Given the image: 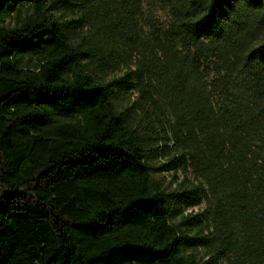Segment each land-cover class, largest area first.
I'll list each match as a JSON object with an SVG mask.
<instances>
[{"label": "trees", "instance_id": "obj_1", "mask_svg": "<svg viewBox=\"0 0 264 264\" xmlns=\"http://www.w3.org/2000/svg\"><path fill=\"white\" fill-rule=\"evenodd\" d=\"M0 264H264V0H0Z\"/></svg>", "mask_w": 264, "mask_h": 264}, {"label": "rangeland", "instance_id": "obj_2", "mask_svg": "<svg viewBox=\"0 0 264 264\" xmlns=\"http://www.w3.org/2000/svg\"><path fill=\"white\" fill-rule=\"evenodd\" d=\"M6 22H7V23H13V22H14L13 14H12L11 16H9V17L6 18ZM125 71H126V68H123L122 70H118V71H116V72L110 74V75H109V78H112V77H114V76H122V75L125 73ZM135 96H136V94H133V95H132V98H135ZM128 100H129V97H128V96H124V99H123L122 104H123V105L128 104V103H129ZM162 160H163V157H158V158H156V159L154 160V165H155V166H159ZM156 174L167 176V181H166L167 183H168L169 181H171V179H172V171L157 172ZM181 177H182V176H180V178H181ZM203 206H204V202L202 201V202H201L200 204H198V205L184 207L182 213H180V214H178V215H176V216H174V217L171 218V222L180 223V222L182 221V216H183V214H186V213H189V212H192V211H193V212H196L197 210H199V209H200L201 207H203ZM181 227L184 229L186 226L181 225Z\"/></svg>", "mask_w": 264, "mask_h": 264}]
</instances>
